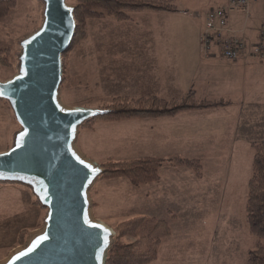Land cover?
<instances>
[{
	"label": "rangeland",
	"instance_id": "1",
	"mask_svg": "<svg viewBox=\"0 0 264 264\" xmlns=\"http://www.w3.org/2000/svg\"><path fill=\"white\" fill-rule=\"evenodd\" d=\"M16 1L17 4L10 14L0 19V82L10 80L17 74L18 54L21 51L19 42L37 31L43 18V6L41 4L32 0ZM75 1L69 0L68 3L75 7ZM191 1L198 2L199 8L202 5L203 8H210V6L218 8V5L226 2V0ZM260 1L257 6L262 7L256 9V6L253 5L251 8L252 18L248 21L255 22V27L258 29L264 26V3L261 4ZM184 2V4H188L187 0ZM239 17L241 16L239 15ZM241 18L244 21L243 17ZM106 21L114 20L108 18L88 19L86 21L88 38L84 42L80 41L77 44L79 46L63 58V82L60 88V101L68 108L108 109L111 108L114 99L119 98V96H111L110 94L115 92L117 84L105 85L104 92L99 89L97 69L93 62H87L88 59L93 61L92 44H95L97 52V32ZM123 23L116 22V25ZM129 26L130 24L127 27ZM116 29H112V36L126 37L129 44H135V41L127 33L122 34V27ZM82 45H85L86 49L83 51L84 54L80 55ZM131 55V52L119 54V69L115 73V78L119 81V84L120 82H125L127 85L132 83L135 90L134 94L141 95L146 92V88L150 85L147 76L149 70L145 69L146 81L144 82L143 77L139 81L136 80L139 69L135 66L123 64L121 68V61L127 62L132 57ZM223 68L229 71L228 68ZM105 74H107V71H105ZM233 74L236 79H239L240 75L237 72L233 71ZM112 76V73L109 76L104 75V80H110ZM249 76H252L251 73L246 72L245 77L248 78ZM143 88L145 92H143ZM119 90L120 86L117 87L116 91ZM104 117H98L87 122L85 126L91 123L90 128L80 129L76 147L88 160L102 167L105 173L104 165L110 161L112 163H128L140 160L136 158L138 157L136 155L137 150L131 147L134 142L130 136L129 126V122L140 120H121L113 116ZM20 129L10 105L0 100V153L12 148L14 135ZM222 144L216 143L209 149L213 154V160L218 164H210L204 171L210 176L208 178L209 188L211 189L215 184L217 186L216 190H209L212 192L211 195H208L209 191L206 190L201 192V196L208 198L211 202L207 211L203 210V217L207 215L206 225L201 230L193 228L192 223H195L196 212L189 206L188 202L186 203L188 205V207L186 206L187 211L184 212H180L182 209L179 207H176V209L174 205L169 206L174 209V214L177 216L175 221H178L171 223V227L175 232L174 240L183 239V242L188 243L183 245V242H180L175 246L176 248H172V255L176 257V260H168L164 264H247L249 252L256 247L257 239L250 234L246 225L248 185L252 173L254 152L251 145H248L250 147L241 148L237 153L239 161L237 172L238 190L241 191L242 189L243 194H247L237 197L232 213L229 205L233 202V199L227 194L231 189H226L225 184L231 169H233L234 157L229 155L230 148L226 147L230 142H224V146ZM219 151H225L226 153L224 156L217 158ZM216 166L220 168L217 175H215ZM103 176L96 181L90 190L91 211L96 221L102 222L114 230L116 233L115 245L119 237L118 229L128 222L148 217L146 214L160 215L161 219H168L167 212L160 213L159 208L156 213L146 212L145 186L135 187L124 177ZM46 214L47 209L39 204L30 188L14 183L0 184V264L6 261L13 252L23 248L32 235L43 229ZM200 214L202 215V212ZM187 215L192 223H188L185 219ZM198 232H201L200 244L192 241L194 237L199 235ZM214 232L218 233L217 239L209 241V236L214 235ZM131 240L133 239L126 237L123 242ZM113 249L109 253L107 263Z\"/></svg>",
	"mask_w": 264,
	"mask_h": 264
},
{
	"label": "crops",
	"instance_id": "2",
	"mask_svg": "<svg viewBox=\"0 0 264 264\" xmlns=\"http://www.w3.org/2000/svg\"><path fill=\"white\" fill-rule=\"evenodd\" d=\"M173 1L180 10L188 11V13L142 12L132 14L131 21L120 25H116L114 21L104 22L97 32V52L95 44H92L93 61L88 59L87 62H93L97 69L100 90L104 92L107 84L120 86L118 92L116 87L115 92L110 93L111 96L136 99L158 97L174 100L193 90L199 101H225L231 104L219 109L182 113L175 118L158 121H132L129 122V126L130 136L134 142L131 147L137 150L136 158L197 160L204 166L203 172L210 164H218L213 160V154L209 149L216 143H223L222 146H224V142H230L226 147L230 148L229 155L234 157L233 169L229 173L225 188L231 189L227 194L233 199L229 205L233 213L237 197L247 194H243L242 189L238 190L237 153L241 148L250 145L238 139V128L244 108L264 106V59L251 57L248 50L237 62L223 59L216 49L215 55L207 57L202 45V37L207 13L214 6L203 8L202 5L199 8L198 2L191 0H187L188 4H184L186 0ZM229 1L226 0L225 4L218 7L228 6ZM250 1V8L253 5L256 9L262 7L257 6L259 0H255L254 3L253 0ZM260 3L263 4L264 0ZM254 14L253 7V16ZM239 15L237 13L231 15V28L250 45L256 44L264 26L258 29L255 27V22H248L252 18V9L249 18L240 15L245 23ZM128 24H130L129 27H127ZM118 27H122V34L127 33L135 44H129L126 37L112 36V29L117 30ZM125 52H131L132 57L127 62L122 60L121 68L123 64H128L139 69L137 81L143 77L145 82V69L149 70L147 76L150 85L146 88V92L143 88L144 94H134L132 83L127 85L125 82H120V85L115 78V73L119 69V54ZM223 67L228 68L229 71L224 70ZM233 71L240 75L239 79L234 77ZM246 72L251 73L252 76L245 77ZM111 73L112 79L105 81L104 75L109 76ZM225 153V151H219L217 158L224 156ZM217 168L218 166H216L215 175L220 171V168ZM208 178L210 176L206 172L203 173V178H197L186 168L166 166L160 170L159 182L144 187L147 201L146 212L156 213L159 208L160 213L167 212L168 219H161L160 215H146L165 221L172 230V235L163 240L157 261L152 264H164L168 260H176V257L172 255V248H176L178 243L183 242V239L174 240L175 232L171 223L178 221H175L177 216L174 214V209L169 206L174 205V208L179 207L182 209L180 212H184L187 211L186 203L188 202L196 212L195 223L190 222L188 215L185 219L193 224L194 229L201 230L205 227L207 215L203 217V210L207 211L211 202L208 198L202 197L201 192L217 189L216 184L209 188ZM211 194L212 192L209 191L208 195ZM217 236L218 233L214 232V235L209 236V241H214ZM192 241L200 244L201 232ZM186 243L188 242L184 241L183 245Z\"/></svg>",
	"mask_w": 264,
	"mask_h": 264
},
{
	"label": "water",
	"instance_id": "3",
	"mask_svg": "<svg viewBox=\"0 0 264 264\" xmlns=\"http://www.w3.org/2000/svg\"><path fill=\"white\" fill-rule=\"evenodd\" d=\"M32 1L43 6L41 26L19 42L17 74L0 82V100L21 128L12 148L0 153V184L30 188L47 214L43 229L1 264H107L116 233L94 219L90 197L105 170L76 142L87 122L112 111L61 103L63 55L76 34V8L69 0ZM105 230L108 245L97 260Z\"/></svg>",
	"mask_w": 264,
	"mask_h": 264
},
{
	"label": "trees",
	"instance_id": "4",
	"mask_svg": "<svg viewBox=\"0 0 264 264\" xmlns=\"http://www.w3.org/2000/svg\"><path fill=\"white\" fill-rule=\"evenodd\" d=\"M75 3L77 30L73 43L64 53L63 58L79 46L77 44L80 41L84 42L88 38L86 29L88 19L108 18L115 22H126L132 20V14L142 12L188 13V11L180 10L173 0H76ZM16 4V0H0V19L8 16ZM259 42L260 38L256 45ZM85 48L84 45L80 49V55L84 54ZM243 55L241 53L240 58ZM260 58L264 59V55ZM229 105L231 104L225 101H199L193 90L174 100H164L158 97L137 99L119 97L115 98L111 108H108L112 113L104 118L113 116L121 120L152 121L174 118L187 112L224 108ZM90 125L91 123L83 128H90ZM238 139L250 144L254 152L252 176L248 185L246 225L250 234L257 239V244L255 249L249 252L247 264H264V106L244 108L238 128ZM166 166L183 167L194 173L197 178H203L204 166L200 161L182 158L162 160L154 157L128 163H112L110 161L104 165L106 169L104 176L124 177L129 180L131 185L141 187L159 182L160 170ZM118 233L117 243L107 264L154 263L158 259L163 240L172 235V230L165 221L145 217L124 224L118 229ZM126 237L133 240L123 242Z\"/></svg>",
	"mask_w": 264,
	"mask_h": 264
},
{
	"label": "built area",
	"instance_id": "5",
	"mask_svg": "<svg viewBox=\"0 0 264 264\" xmlns=\"http://www.w3.org/2000/svg\"><path fill=\"white\" fill-rule=\"evenodd\" d=\"M250 0H230L228 6L212 9L207 15L206 29L202 37V45L207 57L215 55V49L221 57L229 61H238L240 54H248L260 58L264 54V27L260 31V42L249 43L231 28L230 17L237 13L246 18L251 16ZM251 48V50H249ZM242 57V56H241Z\"/></svg>",
	"mask_w": 264,
	"mask_h": 264
},
{
	"label": "snow or ice",
	"instance_id": "6",
	"mask_svg": "<svg viewBox=\"0 0 264 264\" xmlns=\"http://www.w3.org/2000/svg\"><path fill=\"white\" fill-rule=\"evenodd\" d=\"M70 11V10H69ZM0 95H2V93H0ZM23 139V136H21V140ZM80 163H83V161H80ZM87 167V165H86ZM94 171V170H93ZM90 227H99L98 225H89ZM44 239H47V237H45ZM102 243H103V247L100 248V251L96 254V259L97 260H100L101 259V255L100 253L103 252L104 248L107 247L108 245V238H107V233H106V230H105V235L103 236V240H102ZM28 253H24V255H27ZM19 258V257H18Z\"/></svg>",
	"mask_w": 264,
	"mask_h": 264
},
{
	"label": "bare ground",
	"instance_id": "7",
	"mask_svg": "<svg viewBox=\"0 0 264 264\" xmlns=\"http://www.w3.org/2000/svg\"><path fill=\"white\" fill-rule=\"evenodd\" d=\"M41 233H42V232H41ZM41 233H40V234H41Z\"/></svg>",
	"mask_w": 264,
	"mask_h": 264
}]
</instances>
